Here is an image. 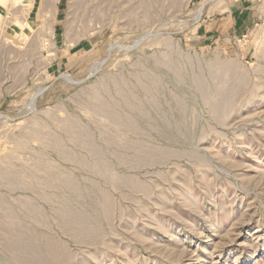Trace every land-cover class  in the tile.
<instances>
[{"label": "rangeland", "instance_id": "rangeland-1", "mask_svg": "<svg viewBox=\"0 0 264 264\" xmlns=\"http://www.w3.org/2000/svg\"><path fill=\"white\" fill-rule=\"evenodd\" d=\"M0 264H264V0L0 7Z\"/></svg>", "mask_w": 264, "mask_h": 264}, {"label": "bare ground", "instance_id": "bare-ground-1", "mask_svg": "<svg viewBox=\"0 0 264 264\" xmlns=\"http://www.w3.org/2000/svg\"><path fill=\"white\" fill-rule=\"evenodd\" d=\"M7 1L8 0H0V7H3V6H5L6 5V3H7ZM13 1V3L15 2L16 4H18V2L20 3V2H24V0H12ZM28 2L29 1H31V0H27ZM10 5H11V3H9ZM14 5V4H13ZM12 5V6H13ZM27 6V5H26ZM27 7H29V5L27 6ZM22 21V20H21ZM13 22V21H12ZM19 23V22H18ZM16 24V23H15ZM20 25V24H19ZM21 26V25H20ZM10 38V37H9ZM236 261H237V259H236Z\"/></svg>", "mask_w": 264, "mask_h": 264}]
</instances>
